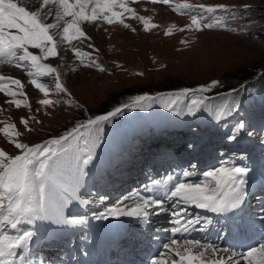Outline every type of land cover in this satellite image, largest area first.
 Returning <instances> with one entry per match:
<instances>
[{
	"label": "rangeland",
	"instance_id": "374dc122",
	"mask_svg": "<svg viewBox=\"0 0 264 264\" xmlns=\"http://www.w3.org/2000/svg\"><path fill=\"white\" fill-rule=\"evenodd\" d=\"M129 3L138 15L151 17L150 23L157 27L145 30L144 24L139 19L133 18L131 14H125V23L130 25L127 28L123 24H107L103 20L82 24L83 30L91 37L90 40L86 38L73 40L71 46L68 43H60L58 44L59 55L44 61V63H50L57 68L61 83L71 95L55 90L54 74L37 78L39 82L45 83L51 89L48 98L59 101L58 103L48 106L39 104V100L45 98L44 94L30 83L31 78L27 75L26 70L10 63L0 64V75L22 81L23 92L27 94L28 101V106L21 105L17 108L7 101L23 100L24 96L10 97L0 92V109H2L0 110V128L6 124H15V130L22 134L18 138L20 142L43 143V141L71 129L78 121L83 122L94 115L106 114L107 111H111L114 105L126 100L133 92L162 90L156 94L146 93L152 97L151 100L142 101L140 107L122 108L115 117L101 125L100 132H103L113 122L114 126H118L119 123H122L120 120L123 117L125 123L130 122L122 134L113 135L106 132L100 142L95 143L92 163L96 159H100L98 156L101 153L102 155L107 153L116 142H126L125 145H129L134 141H143L146 136L147 140L145 138L144 141L150 145L153 141L152 133L156 131V127L158 130L161 129L163 123L169 129L175 126L177 123L170 122L178 120L182 109L188 112L191 101L198 97H207V100L227 99L224 101L225 114L222 115L225 120L218 128L219 132L216 138L209 142L210 145L219 147L224 143L223 147L225 145L232 149L230 146L238 141L245 129L244 140L240 146H234V149L238 151L235 150L234 158H231L230 162L234 163L242 158L246 162L245 159L250 154V157L253 156L254 159L257 158L256 156H261V161L264 162V83L260 82H264V0H170L168 4L153 3L152 0H136L135 3H132L129 0ZM181 3L204 4L206 6L224 5L228 9H235V11L234 13L221 9H217L214 13L202 12L198 9L175 11V5ZM245 5L248 7L245 8ZM37 6H31L30 10H34ZM193 15L202 18L204 23L214 26L203 27L201 30H197L195 27L191 29L185 27L191 23ZM48 22H52L51 18ZM170 27H172V33L165 34ZM181 28L184 30L180 31ZM90 44L93 47H89ZM73 48L91 53V58L97 59V63L102 65L105 71H100L95 66H88L90 58L87 56L83 57L84 63H81V60L72 51ZM29 50L39 54L38 50L31 48ZM52 59L57 61H51ZM244 73L253 78H244L240 83L238 77ZM255 76L263 78L253 85ZM213 80L220 81V83L209 92L196 93L195 95L190 92L187 96L176 98L175 94L180 89H196ZM234 80L238 81L237 84L242 85L241 89L235 92H216L219 91L218 86L221 83ZM9 86L14 91H20L15 85ZM249 91H252L253 97H249ZM214 92H216L215 95H213ZM67 100H72L73 103L69 104L66 102ZM77 104L80 107H77ZM219 105L221 106L220 103ZM206 106L207 108L212 107L210 103ZM197 110L198 108H194L193 113ZM216 114L219 113L209 114L208 111H205L201 116H209L213 121ZM191 115L189 112L187 113L188 118ZM21 117L30 120V126L34 131L29 132L25 129ZM241 122L244 124V128L237 139L229 140L228 137L232 135L234 127ZM160 124L161 126L158 127ZM211 125L206 130L209 132L207 140L201 134L193 133L190 136L198 143L197 151L202 154L203 158L206 155L209 156L207 142L211 135L210 130L215 127L214 124ZM193 128L199 130L197 126H193ZM248 133H252V135H248ZM250 141H254L255 148L252 152L247 153L246 149L251 146ZM0 149L9 154H19V150L3 132H0ZM174 150L177 149L174 148L171 151ZM261 151L263 152L261 153ZM117 152H121V150ZM218 153L215 151L216 155ZM199 160L201 158L195 162H199ZM210 169L212 168H207L205 172ZM261 169L264 172V164ZM120 192L115 195L109 191L103 194L98 193L94 198L98 204L104 203L105 207H116L126 212L141 201L139 199L133 204H125L130 197L129 193ZM85 197L91 198V196L81 195L80 199ZM79 217L81 216L72 218ZM81 224L86 227V221ZM52 243L39 246H49ZM159 256L167 260L174 258L165 249L159 252ZM61 258L62 256L57 254V256L50 257L46 264H68ZM28 259H32L33 264H37L33 258Z\"/></svg>",
	"mask_w": 264,
	"mask_h": 264
},
{
	"label": "snow or ice",
	"instance_id": "6c2138e0",
	"mask_svg": "<svg viewBox=\"0 0 264 264\" xmlns=\"http://www.w3.org/2000/svg\"><path fill=\"white\" fill-rule=\"evenodd\" d=\"M131 2L135 3L136 0ZM152 2L168 4L170 0ZM36 5L38 6L34 10H30L31 6ZM193 9L208 13H214L217 9L233 13L235 11L224 5L181 3L174 7L177 12ZM125 14H131L133 18L139 19L145 30L157 27L150 23L151 17L138 15L130 6L129 0H0V64L10 63L26 70L31 78L30 83L44 94L45 98L39 100V104L48 106L58 103L59 101L48 98L51 89L37 78L54 74L55 90L68 93V89L61 83L57 68L44 61L59 55L60 43H68L71 46L73 40L81 38L90 40L91 37L82 28L84 23L91 24L103 20L107 24L120 23L126 28L130 27L125 23ZM50 18L52 22H48ZM213 26L193 15L191 23L185 27L201 30L203 27ZM171 33L172 27L168 28L165 34ZM89 47L93 45L90 44ZM30 48L38 50L39 54L30 51ZM72 51L81 63H84L83 57L87 56L90 58L88 66L105 71L103 66L97 63V59L91 58V53L82 52L78 48H73ZM219 83L220 81L213 80L196 89L183 88L175 95L178 99L190 92L193 95L205 93ZM9 85H15L20 91L12 90ZM23 87L20 79L0 75V92L10 97L17 95L25 97L23 100L7 101L17 108L21 105L28 106L27 94L23 92ZM235 91L233 89V92ZM151 99L152 97L146 93L131 97V104L124 103L107 111L106 114L90 117L83 122L78 121L71 129L43 143L20 142L18 138L22 134L15 130V124H6L0 128V132H3L19 150V154H9L0 149V264H33L24 253L36 233L28 230L26 225H32L37 220H52L54 223L65 224L84 222L85 217H65L64 209L71 201L80 199L78 191L81 179L86 175L85 167L93 160V148L96 146V139L99 138L101 125L118 114L122 108L140 107L142 101ZM207 99V97L193 99L188 112L194 114L193 109L199 108ZM66 102L73 103L72 100ZM76 106L80 107L79 104ZM223 114L225 113L222 109L220 115ZM21 122L27 131H34L28 118L21 117ZM243 128L244 124L238 123L232 135L228 137L229 140L237 139ZM14 137L17 139H13ZM227 163L203 172V179H199L193 171L184 170L182 175L185 178L197 176L195 182L178 178L173 182L171 177L163 181H153L157 195L142 198L134 208L122 214L142 216L146 219L150 214L148 209L153 205L162 206L165 199L174 200L173 209L181 205H195L215 213L238 209L248 194L246 177L250 170L236 165L226 166ZM169 184L171 187H168ZM160 186L163 187L162 191ZM81 203L87 204L91 201L81 200ZM120 211L119 208L113 207L109 213L114 215ZM181 212H186V209L181 207L180 211H173L172 215L179 217ZM176 223L179 227L172 228L173 233L188 232L189 228L199 224L200 220L189 219L186 223H181L177 219ZM163 248L175 258L170 262L167 259H153L151 264H264V238L248 245L246 251L231 252L226 257L219 255L221 250L217 246L200 240L184 239L181 242L171 239ZM223 251L229 253L228 249Z\"/></svg>",
	"mask_w": 264,
	"mask_h": 264
},
{
	"label": "bare ground",
	"instance_id": "6f19581e",
	"mask_svg": "<svg viewBox=\"0 0 264 264\" xmlns=\"http://www.w3.org/2000/svg\"><path fill=\"white\" fill-rule=\"evenodd\" d=\"M51 61L55 62L57 60L52 59ZM203 120L205 121L206 119L204 118ZM173 122L176 123V121H172L170 123L173 124ZM160 126L161 124L158 125V127ZM160 130L161 129L158 130L159 134H161ZM242 140H244V137L240 138L239 141L234 146H240L242 144ZM174 141L175 140L173 139L172 142L174 143ZM253 142L250 141L251 146L249 149H246L247 153L252 152L254 150L255 143ZM175 143H178V142H175ZM125 144L126 142H116L107 153L105 152L101 156L100 159H96L95 162L93 163L91 162L89 165L86 166L85 168L86 175H84L81 179V185L78 191V196L80 197L81 195H86V196H91V198L87 199L85 197L84 199L73 200V202L78 204V206L80 207L78 209H75L74 207L72 208L70 206L71 204H68L64 209L65 217H68V215H70L71 217H73L74 215L83 216L82 214H80V210L90 209V211L88 212L93 213V215H95V219L93 220L91 218H87L86 222L88 226L85 227L81 223L79 224H65L62 222L54 223L52 220H37L34 224L25 226L28 230H31L36 233L33 239L29 242V247L31 245H34L35 247V249L33 250V253H34L33 257L35 259L41 256L43 257L42 259L44 262L42 264H46L45 262H47L50 257H54V256H57V254H63L64 252H67L69 249L66 246L74 243L75 242L74 240L78 241L79 244L83 245V244L90 243L93 240L98 241V242H106L107 240H109L110 238L109 236L120 237V234L122 233L120 232V230L123 228V226H126L127 224H130V223L132 224L130 228H134V225H137V224H142L143 225L142 228H149L146 230V232H148L147 235L145 234V231H143L142 229L136 232L135 234L140 233L139 235H145V237H149V236L156 237L158 239H161L162 237L164 238V241H163L164 243H170L171 239H177L181 242L184 239H193V240H200L201 242H204V243H211L217 246L221 250L219 255H224L225 257L228 254H231V252H237V253L244 252V251L236 250L230 246H227L224 238H221L220 235H217V233H208L206 225H204L201 222L198 226H196V224L192 225L189 228L188 232L181 231L179 233H173L171 229L174 227H179V225L176 223L177 219H179L181 223H185L187 218H195L193 216L194 208L191 207L190 205H181L173 209L174 200L165 199L162 206L153 205L150 209H148L150 214L145 219L142 216H129L126 214H122V213H126V211H122V210L113 215L109 213V210L112 209L113 207H105L104 203L98 204V202H96V199L94 197H96L98 193L103 194L104 190H108L109 189L108 185H110V183H112L113 181L111 177L106 178L103 181L99 179V177L104 176L107 173H110L112 171L114 172V170H112V167L110 165L106 166L104 163L106 162V159L109 158L108 163L115 164L116 161L112 156L119 154L120 152H117L118 150H122L124 147L126 148L129 147V145H125ZM210 146H213V145H210ZM172 148L177 149V151L174 150L175 152L173 153L169 152L168 155H170L172 159L175 160L176 164H180V161L183 159L185 155H190L187 161L191 160L189 165L190 166L192 165L193 167H190L187 170L195 172L199 176V179H203L202 173L205 172L207 168L209 167L214 168V167H217L219 164H221V162H227V159H223V161H220L219 158H222L221 156L209 157V160H208L207 157L203 158L201 157V154H198L195 151L189 152L187 143L184 144L183 142H180L179 144L175 145ZM241 150H245V149H241ZM262 152L263 151H261V153ZM151 153L152 152L147 149L140 150V148H137L134 153L135 155L134 157L124 155L126 159V163H124V165H120L119 167H123L126 173L130 169H138L145 164V161L147 160L148 155ZM250 156L251 154L249 155V157ZM249 157L245 159L246 162H244V158L239 160L241 162L243 161L244 163L237 161L235 163H227L226 166L236 165V166H241V167H247L250 170L248 176L246 177V179L248 180V184L246 185V190L249 187H251L252 184L256 188L258 187L260 189V191L257 193V196L255 195L256 197L255 200H261L260 203L262 204V206L260 207V210L257 211L258 212L257 218L261 222V223L259 222L260 228L263 229L264 227V172L262 171L261 168H263L264 162L261 161V156L259 157L256 156L257 158L255 159L253 156L250 157V159ZM199 158H201V160H199V162H195ZM158 166L159 167L157 168V173L159 177H157L156 180L154 181H163L169 178L164 173L165 169L161 165H158ZM183 171L184 170H181V172L170 176L171 178H173V182H175L176 178H178L179 180H188L189 182H195L197 180V176H193L191 178L183 177L182 175ZM137 186L139 185L137 184ZM148 186L149 185H147L146 188H148ZM160 187L161 189H163L162 186ZM169 187H171V184H169ZM104 188H107V189H104ZM110 190L113 191V193H121L120 186L116 188H112ZM152 190H154V187L153 189H149V188L144 189L143 190L145 191L143 192L144 194L143 193H140V194L143 196H149V195L156 194L155 190L153 193L149 192ZM81 200H89L91 201V203L83 204L81 203ZM161 207L163 208V210H161ZM181 207L185 208L186 212H181L179 217L171 215L173 211H180ZM154 217H157V218H154ZM158 219H161V220H158ZM68 227L73 229L72 230L73 232L70 233V231L68 230ZM60 235L67 236V238L65 239L66 245L60 246L59 249L58 247H54L53 249H50L53 251L48 252V253L44 252L43 249L49 248V247H44L42 250H40L41 247L39 245H46V243H48L51 240L50 237H55V236H60ZM72 237H74L75 239L73 241L72 240L69 241V239ZM29 247L24 253L25 256H29V253H28ZM225 249H228L229 253H224L223 250ZM36 250H39V252ZM54 250H59V251H54ZM32 255L33 254H31V256ZM156 259H166V258H163L162 256L160 257L158 256ZM82 260H83L82 256H76L75 258L71 259V263L79 264ZM171 260L172 259L168 261L170 262Z\"/></svg>",
	"mask_w": 264,
	"mask_h": 264
},
{
	"label": "trees",
	"instance_id": "16d2710c",
	"mask_svg": "<svg viewBox=\"0 0 264 264\" xmlns=\"http://www.w3.org/2000/svg\"><path fill=\"white\" fill-rule=\"evenodd\" d=\"M251 74H255V73H251ZM239 82L241 83L242 82V80L244 79V78H249V79H251V78H253V77H249V75H246L245 73L244 74H242V75H240L239 77ZM257 78V79H256ZM263 78V77H262ZM261 77H256L255 76V78H254V80H253V82H255L253 85H255V84H257L258 83V81H260L261 79H262ZM236 82H238L237 80L235 81H232V82H228V83H221L220 84V86H218V88H220L219 89V91H216V92H224V93H226V92H229V91H233V89H235L236 91L237 90H239V89H241V87H242V85L240 84V83H236ZM261 83H264V82H262V81H260ZM162 90H160V91H153V92H139V93H135V92H133V93H131V94H129V97H127L126 98V100H124V101H121L120 103H117L116 105H114L113 107H112V109L111 110H113L115 107H118V106H120L121 104H124V103H130L131 102V100H130V98L131 97H134V96H136V95H142V94H144V93H149V94H156V93H158V92H161ZM163 91H165V90H163ZM209 92V91H208ZM216 92H214V94L213 95H215V93ZM249 97H253L252 96V91H249ZM212 100H214V99H209V100H205V104L202 106V111H203V108L206 106V104H208L210 101H212ZM225 100H227V99H224L223 101L221 100V101H219V102H217V101H215L212 105L213 106H215L216 107V109L218 108V106H219V110H221L223 107H224V101ZM219 103L221 104V106L219 105ZM109 110H110V108H108ZM117 115V114H116ZM116 115H114V116H112V117H115ZM94 116H96V115H94ZM93 116V117H94ZM112 117H110L109 119H111ZM120 121H122V123H119V125L118 126H114L113 125V123H111V124H109L108 125V127H106L107 128V130H109V129H118V127H121V125L123 124V120L121 119ZM120 129V128H119Z\"/></svg>",
	"mask_w": 264,
	"mask_h": 264
}]
</instances>
